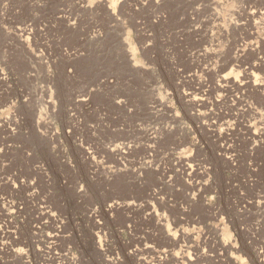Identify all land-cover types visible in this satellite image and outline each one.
<instances>
[{"label": "rangeland", "instance_id": "obj_1", "mask_svg": "<svg viewBox=\"0 0 264 264\" xmlns=\"http://www.w3.org/2000/svg\"><path fill=\"white\" fill-rule=\"evenodd\" d=\"M112 1L0 0V264H264V0Z\"/></svg>", "mask_w": 264, "mask_h": 264}, {"label": "bare ground", "instance_id": "obj_2", "mask_svg": "<svg viewBox=\"0 0 264 264\" xmlns=\"http://www.w3.org/2000/svg\"><path fill=\"white\" fill-rule=\"evenodd\" d=\"M111 6H112L113 9L116 8L115 1H114V0L111 2V4H110V8H111ZM112 8H111V9H112ZM23 31H25V29H23ZM255 83H257V82H255ZM195 98H196V97H194V99H195ZM170 240H171V239H169V241H170ZM190 259H191V258H190ZM192 259H193V258H192ZM192 259H191V260H192Z\"/></svg>", "mask_w": 264, "mask_h": 264}]
</instances>
